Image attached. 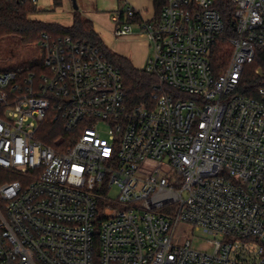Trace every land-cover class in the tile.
I'll return each instance as SVG.
<instances>
[{"label":"built area","instance_id":"obj_1","mask_svg":"<svg viewBox=\"0 0 264 264\" xmlns=\"http://www.w3.org/2000/svg\"><path fill=\"white\" fill-rule=\"evenodd\" d=\"M231 3L217 74L216 0H166L149 21L118 0L115 36L135 24L153 44L149 103L71 37L44 36L42 63L0 71V264H264V69L257 97L236 93L264 50V0Z\"/></svg>","mask_w":264,"mask_h":264},{"label":"trees","instance_id":"obj_2","mask_svg":"<svg viewBox=\"0 0 264 264\" xmlns=\"http://www.w3.org/2000/svg\"><path fill=\"white\" fill-rule=\"evenodd\" d=\"M159 17L166 0H152ZM62 0H54V4L59 6ZM216 9L222 16L225 24L223 35L217 42L212 56V63L217 74L222 73L227 67L232 55V45L230 40L236 37L234 18L235 7L231 0H216ZM39 12L37 3L32 0H0V41L13 39L22 47H39L47 36L51 39L71 37L75 40L88 42L99 47L106 55L107 59L120 71L128 100L133 105L149 103L153 99L154 86L158 84L156 76L138 69L133 62L122 55L111 52L95 31L94 24L83 18L79 12L74 13L73 23L65 26L57 23H48L34 19L32 16ZM134 22L135 19H130ZM42 63V60L35 58L24 65ZM15 66L1 68L6 71L16 68ZM264 69V50L257 52L256 61L247 65L243 73L241 83L236 93L257 97L258 88L261 84V76L256 74V70ZM51 143V139H44Z\"/></svg>","mask_w":264,"mask_h":264},{"label":"rangeland","instance_id":"obj_3","mask_svg":"<svg viewBox=\"0 0 264 264\" xmlns=\"http://www.w3.org/2000/svg\"><path fill=\"white\" fill-rule=\"evenodd\" d=\"M138 10L152 9L151 0H130ZM39 12L32 17L48 23H57L70 26L73 23L74 13L79 12L83 18L94 24L95 31L104 42V45L113 53L128 56L133 59L138 68L145 69L148 55L153 53V44L138 25L132 24L134 33L125 37H116V25L110 20L118 0H62L59 6L54 0H37ZM39 47H22L13 39L0 41V70L4 67L22 66L26 62L40 57ZM116 192L114 191V194ZM180 242L190 231L188 227L180 228ZM210 238L202 232H196L192 240V248L200 250L206 248Z\"/></svg>","mask_w":264,"mask_h":264},{"label":"crops","instance_id":"obj_4","mask_svg":"<svg viewBox=\"0 0 264 264\" xmlns=\"http://www.w3.org/2000/svg\"><path fill=\"white\" fill-rule=\"evenodd\" d=\"M151 2H152V9H149V8H144L143 10H141L142 12H143V14H144V17L146 18V19H148V21L150 20V19H152V18H154V17H156V11H155V7H154V2L151 0ZM140 27V26H139ZM141 29V28H140ZM141 31H142V29H141ZM134 33V30H132V33L131 34H133ZM130 34V35H131ZM153 54H154V50H153V53H152V55H148V59H147V63H148V61H149V59L153 56ZM125 57H127V58H129L132 62H133V64L136 66V64L134 63V61H133V59H131L130 57H128V56H125ZM136 68H138L137 66H136ZM138 69H141V68H138ZM142 70V69H141Z\"/></svg>","mask_w":264,"mask_h":264}]
</instances>
